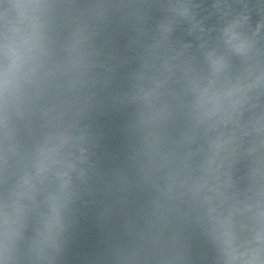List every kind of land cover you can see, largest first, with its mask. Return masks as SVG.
Wrapping results in <instances>:
<instances>
[{
	"label": "water",
	"instance_id": "1",
	"mask_svg": "<svg viewBox=\"0 0 264 264\" xmlns=\"http://www.w3.org/2000/svg\"><path fill=\"white\" fill-rule=\"evenodd\" d=\"M0 264H264V0H0Z\"/></svg>",
	"mask_w": 264,
	"mask_h": 264
}]
</instances>
